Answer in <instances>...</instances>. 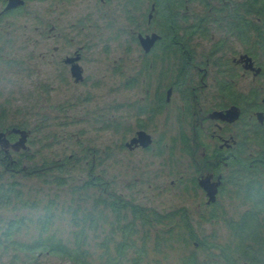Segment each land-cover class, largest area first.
Returning a JSON list of instances; mask_svg holds the SVG:
<instances>
[{"label":"rangeland","instance_id":"rangeland-1","mask_svg":"<svg viewBox=\"0 0 264 264\" xmlns=\"http://www.w3.org/2000/svg\"><path fill=\"white\" fill-rule=\"evenodd\" d=\"M26 1L21 11L11 13L0 0V112L7 110V127H26L30 132L25 150L7 152L0 146L9 164L0 166V186L19 182L24 201L37 207L21 208L15 195L10 203L0 199V264H70L45 255L34 260L16 251L12 243L37 238L38 220L45 215L46 204L54 201L55 220L50 232L72 244L78 230L73 225L74 207L80 206V216L92 202H79L71 186L89 180L92 172L102 176L118 195L141 206L161 213L186 209L199 240L215 235L220 244L229 241L231 233L224 221L203 218L212 207L195 180L208 176L211 166L200 149L194 155L184 151L182 138L186 137L192 149L195 138L192 118L184 119L183 93H174L163 109L155 108L159 94L176 82L178 61L167 64L153 55L146 56L137 42L138 33H151L145 24L149 0L137 8L128 6L126 0H112L106 6L96 0ZM182 12L185 19L181 23L187 27L204 10L193 2ZM131 18L144 28L137 29ZM208 31L207 38L196 35L191 40L198 59L205 62L209 57L213 64L204 83L200 79L205 73H191L195 83L210 96L221 81L243 93L262 91L263 78L245 76L233 64L234 58L245 55L247 47L213 23ZM224 39L225 46L218 51L216 46ZM78 50L82 53L84 81L77 84L63 59ZM142 129L153 137L152 147L128 149L126 144ZM257 150L253 147L248 154ZM93 158L95 168L91 172ZM19 159L24 172L13 168ZM45 159L72 165L66 175L70 177L68 185L47 184L39 177ZM231 191L229 188L221 195L218 204L228 218L238 219L249 205H243ZM107 215L113 222V215ZM18 218H26L29 226L7 239L3 236L7 226ZM110 228L108 223H100L96 230L87 225L92 264L100 263V246L111 236ZM155 229L147 241L149 256L144 264H183L192 252L200 261L207 259L196 242L188 240L183 228L175 230L170 241L168 228ZM156 232L160 234V251L155 250ZM145 234H137L138 243ZM114 238V242L120 241L121 234L117 232ZM110 246L113 249L114 245Z\"/></svg>","mask_w":264,"mask_h":264},{"label":"trees","instance_id":"trees-1","mask_svg":"<svg viewBox=\"0 0 264 264\" xmlns=\"http://www.w3.org/2000/svg\"><path fill=\"white\" fill-rule=\"evenodd\" d=\"M132 1L139 3L142 0ZM150 1H153L156 6L155 22L158 27L154 33L161 36L152 55L159 58L162 56L163 62L170 64L175 57H182V63H188L185 56L194 54L191 50V40L196 35L207 38L210 35L208 26L213 23L224 30L227 35L244 44L247 47L245 55L253 58L264 71V0ZM193 2L199 3L204 12L195 19L193 25L183 27L181 21L185 18L182 11ZM22 8L20 7L19 10L21 11ZM13 12L16 13V9L11 11ZM224 46L225 39L220 40L216 47L218 51H221ZM188 69L184 66L176 70L177 87H182L186 82L189 76ZM225 88L229 92L228 102L242 104L244 111L249 110V107L258 101V93L251 92L243 95L241 93L235 96V92L231 90V83L225 84ZM6 119L7 110L2 109L0 133L10 132L14 128L26 130V127L21 126L7 127L4 124ZM242 135L244 144L237 159L231 160L229 165L232 169L229 184L232 189L231 194L243 205H249V207L238 219H232L228 218L225 212L220 210L218 202H215L209 204L212 207L211 211L207 217H203L205 221L210 222L224 221L231 233V239L225 244L218 243L215 235L199 240L186 209L161 213L118 195L102 176H96L92 172L95 168L94 158L90 167L92 174L89 180L71 186L74 190L73 195L78 198L79 202H92V207L83 211L80 216V206L74 207L77 212L73 214V225L78 229L74 232V242L68 244L56 234H51L50 229L55 220L53 212L55 202L51 201L45 206V215L38 220V237L28 243L16 240V244H12L16 245V251L34 260L45 255L64 259L70 264H92V253L88 249L87 225L90 229L96 230L100 223H108L112 233L104 239L100 246L103 253L99 264H144L149 256L147 241L151 238L153 230H156L155 228L163 226L168 228L169 241L174 238L175 230L183 228L189 235L188 240L195 241L198 249L207 255V259L200 261L197 254L192 252L184 258L183 264H264V132L258 129L253 136L252 133L249 135L247 131H243ZM8 138L14 143L19 140L20 136L11 135ZM182 139L184 151L191 154L192 148L189 141L186 137ZM257 141L260 150L248 154L249 149L255 147L254 144ZM0 154L2 155L0 166L9 167V164H6L5 153L3 155L1 151ZM22 160H17L13 166L16 172H24ZM40 169L42 170L39 177H42L47 184L57 183L60 186L69 184L70 177L66 175L69 169H72L71 164L45 159L42 160ZM14 195L16 204H19L21 208L37 207V204L33 202L24 201L19 182H12L7 187L0 186V199L3 203H10ZM107 214L113 215V222L109 221ZM28 226L29 222L26 218H18L16 222L9 223L3 236L10 239L12 234L21 233V230ZM140 231L146 234L142 237L141 243H138L136 236ZM117 232L121 234V239L114 242ZM155 240L157 247L155 250L160 251L159 232H156ZM182 240L184 243L188 242V240ZM111 244L114 245L113 249H111Z\"/></svg>","mask_w":264,"mask_h":264},{"label":"flooded vegetation","instance_id":"flooded-vegetation-1","mask_svg":"<svg viewBox=\"0 0 264 264\" xmlns=\"http://www.w3.org/2000/svg\"><path fill=\"white\" fill-rule=\"evenodd\" d=\"M2 1H3V6L5 7L4 9L6 10L8 0L5 1L2 0ZM24 1L26 5L27 1L26 0ZM111 1L112 0H96L97 4L103 6L108 5ZM126 1L128 3V6L133 4V7L137 8L144 0H142L139 3H136V1L134 2L132 0H126ZM149 4H150V11L145 18V24L148 31H151V33H148L147 31L146 32L142 31L138 33L136 38L139 45H140L138 40L139 34H143V35L153 34L154 30L157 29L158 27L157 22H155V11H156L155 3L149 0ZM19 9L20 8H18L16 11H19ZM127 11L130 12L129 10ZM131 20L132 22L133 21L135 22L137 29L141 30L142 28H144L138 21L134 20L133 18H131ZM157 44L154 46V48L149 54H146L143 51L144 54L146 56L152 55V52L156 48ZM216 56L217 55L213 57ZM241 56L242 55L239 56V59ZM153 57H156L160 59L161 62H163L162 56H160L159 58L153 55ZM185 57L188 59L187 60L188 63L185 64L182 63L181 60L182 57H175V59L173 60L178 61L177 67L180 69L184 66H187L189 68L188 69L189 76H187L186 82L180 88L176 86L178 82L177 79L175 83L168 85V87L165 88L166 90H164L163 93L159 94L160 97H157V101H156L157 105L155 104L156 105L155 108L163 109L164 107H166V105L170 104L174 93L176 92L183 93L184 95L183 101L185 106L184 119L186 117L192 118L194 125V130H193V136L195 138L194 147H193L194 150L192 149L190 155H194L195 152L198 149H200L203 158H206L211 166V170L208 173V176L201 177L198 178V180H195V185L199 186L200 189L204 191V189L201 187V182L209 181L208 183L210 185L211 191L215 194L216 197L215 202H218L220 196L225 194L224 192L228 191L230 188L229 177L232 175V169L229 167V165L231 163V160L237 159V156L239 155L240 150L244 144L242 132L247 131L249 135L252 133L253 136L256 134L258 129L264 132V122L261 123L258 118L259 113H262L264 115V88L262 91L252 90L249 92V93L251 92L258 93L257 94L258 101L256 104H253L251 107H249V110L244 111V107L242 104L228 102L229 92H227V89L225 88V84H228L229 82L227 81L219 82L217 84L218 86L215 87L217 89L216 93L213 96H210L208 91L206 92L207 94L204 93L203 91L204 87H202L199 83H195L193 78H191L192 72H195L200 76H202V74L205 73L204 76L201 77L200 79V81H202L201 83H204V80L208 77L207 75V73L209 72L208 69L210 68L211 65H213L209 57L206 58L205 62L200 60V58L198 59V56L195 54V52L193 55H189ZM239 59L234 58L233 64L235 65L236 68L242 69L244 71L245 76L251 74L255 80L261 78L264 79L263 69L260 74L256 75L254 71L245 70L244 68L245 63L239 62ZM70 60H76V61L71 63ZM81 61H82V53L78 50L71 56H68L65 59H63V65L67 69H70V73L72 71L73 65L74 66L78 65L82 69L83 77H84V69L80 65ZM253 61H254V66L256 68H259L260 66H258L256 61L254 59ZM207 86H205V88ZM231 86H232L231 90L235 92L234 94L235 96L241 93H242L241 95L244 94L243 92H239L237 89H235L233 87V84H231ZM169 90H172V94L168 100ZM241 95L239 97H241ZM231 107H237L241 110V117L238 121L234 123H228L222 120H213L210 118V115L212 113L217 111L219 112L227 111ZM139 131H145V130L142 129ZM139 131L136 132L133 138L137 136V133ZM153 143H154V139H153ZM254 146L255 148H258L257 151L260 150L258 141L256 144H254ZM137 148H141V147L139 146L136 147L135 149ZM204 194L205 197L207 198V202H210V198L208 194L205 191Z\"/></svg>","mask_w":264,"mask_h":264},{"label":"water","instance_id":"water-1","mask_svg":"<svg viewBox=\"0 0 264 264\" xmlns=\"http://www.w3.org/2000/svg\"><path fill=\"white\" fill-rule=\"evenodd\" d=\"M24 5H25L24 0H8L6 12L18 9L20 7H23ZM138 40H139L140 46L143 49V51L146 54H149L154 48V46L161 40V36L156 33L149 34V35L139 34ZM70 61L71 63H73L76 60H70ZM239 62L241 63L244 62L245 70L254 71L256 75L262 72V68L260 67L256 68L254 66L253 59L248 55H242L239 59ZM71 73L76 83H80L84 81L83 71L78 65H75V66L73 65ZM171 94H172V90H169L168 100H169V97H171ZM240 117H241V110L237 107H231L227 111H223V112L217 111L210 115V118L213 120H222L228 123H234L238 121ZM258 118L261 123L264 122V115L262 113L258 114ZM11 135H18L20 136V138L18 141L12 143L10 139L8 138V136H11ZM29 137H30L29 131L20 130L16 128L12 129L10 132H1L0 133V146L6 149L7 152H8V149H12L15 152H19L27 148ZM152 144H153L152 136L146 133L145 131H139L137 133V136L126 144V147L130 150H134L136 147H139V146L143 149H148L151 147ZM208 182L209 181L201 182V187L204 189V191L208 194L210 198V202H208V204H211V203H215L216 197H215V194L211 191V188Z\"/></svg>","mask_w":264,"mask_h":264}]
</instances>
